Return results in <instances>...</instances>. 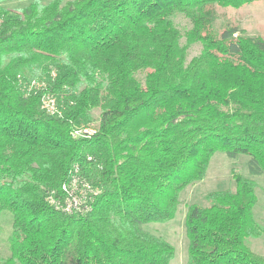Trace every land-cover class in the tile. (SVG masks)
Segmentation results:
<instances>
[{"label": "trees", "instance_id": "1", "mask_svg": "<svg viewBox=\"0 0 264 264\" xmlns=\"http://www.w3.org/2000/svg\"><path fill=\"white\" fill-rule=\"evenodd\" d=\"M255 1L0 4V214L13 217L0 264H170L175 246L144 225L175 218L215 152L248 155L250 174H264V37L214 28L217 6ZM179 14L192 23L184 33ZM45 95L61 115L42 107ZM88 124L94 136L72 137ZM75 165L99 192L88 211L67 213L48 196ZM232 177L235 190L188 207L187 264H264L250 245L264 234L257 183Z\"/></svg>", "mask_w": 264, "mask_h": 264}, {"label": "rangeland", "instance_id": "2", "mask_svg": "<svg viewBox=\"0 0 264 264\" xmlns=\"http://www.w3.org/2000/svg\"><path fill=\"white\" fill-rule=\"evenodd\" d=\"M32 0H4L0 4L13 10L20 9ZM43 3L49 0H41ZM66 1V0H64ZM217 19L214 24L215 30L219 33L229 24H236L250 36L264 37V0L244 4L240 7L217 6ZM179 29L184 33L192 27L191 21L183 14L174 17ZM186 43V38L181 39ZM202 50V44L197 42L190 45L188 60L198 55ZM95 119H99L100 111L94 110ZM248 155H240L237 158L229 157L225 152L217 151L212 156L205 178L201 181L187 186L180 195L178 212L172 220L166 222H150L144 228L151 233L159 235L171 242L176 249L175 257L170 264H187L189 238L186 234V214L188 207L193 203L204 206L209 205L206 195L214 190L232 189L235 190L236 183L232 177L234 168L240 170L246 177L252 178L257 183L256 193L258 201L253 213L255 219L264 225V174L252 175L248 169ZM12 214L5 211L0 214V261L10 255L9 236L12 231ZM251 247L264 254V234L250 240ZM20 264V263H17Z\"/></svg>", "mask_w": 264, "mask_h": 264}, {"label": "built area", "instance_id": "3", "mask_svg": "<svg viewBox=\"0 0 264 264\" xmlns=\"http://www.w3.org/2000/svg\"><path fill=\"white\" fill-rule=\"evenodd\" d=\"M39 87L44 83H36ZM42 107L52 115H61V109L55 97L45 95L42 98ZM97 131L96 125H79L73 128L71 134L73 138H90ZM99 189L96 188L89 180L80 175L78 165H75L70 179L63 183L62 193L57 196L54 190L49 192L48 201L57 210L73 213L75 211H88L89 204L93 200V195L97 194ZM89 202V204H87Z\"/></svg>", "mask_w": 264, "mask_h": 264}]
</instances>
